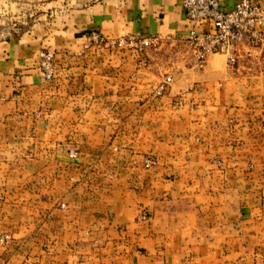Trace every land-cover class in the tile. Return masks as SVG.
<instances>
[{
	"label": "crops",
	"instance_id": "1",
	"mask_svg": "<svg viewBox=\"0 0 264 264\" xmlns=\"http://www.w3.org/2000/svg\"><path fill=\"white\" fill-rule=\"evenodd\" d=\"M218 1L230 11L241 0ZM71 22L56 37L0 43V238L10 237L0 242V264H264V76L209 58L183 84L200 83L202 119L162 120L167 105L114 102L139 94L146 75L130 59L83 51L80 37L97 30L112 39L184 41L182 0H106ZM43 49L62 68L54 82L38 71ZM179 137L186 166L155 170L151 184L138 169H92L111 159L103 151L118 140L160 145ZM111 172L122 183L92 182Z\"/></svg>",
	"mask_w": 264,
	"mask_h": 264
},
{
	"label": "rangeland",
	"instance_id": "2",
	"mask_svg": "<svg viewBox=\"0 0 264 264\" xmlns=\"http://www.w3.org/2000/svg\"><path fill=\"white\" fill-rule=\"evenodd\" d=\"M105 1L106 0H0V43L15 39H34L39 37L43 32L52 34V37H56L58 29H63L64 27L68 29L76 12L87 10ZM90 32L101 34L97 30L85 31L80 37L83 41V51L89 52L92 50L94 52L92 56H116L122 60L130 59L134 63L135 72L139 71L144 73L148 80L142 85L143 87L140 90V95L135 93L128 97L122 96L114 102L121 103L123 101V103H129L132 107L136 104H144L146 106L167 105L170 108V112H163L161 117L162 120H169L171 118L183 120L186 119L187 116L189 117V115H194L202 119L203 113L199 108L204 101L202 92L195 87L200 83L197 82L190 87L183 84L186 82V74L192 72L200 74L209 58H216L224 61L226 69L234 73H242L241 75L244 76H246V74L264 76V44L262 47L249 48L244 46L240 50V59L234 66L228 65L224 57L220 55L208 56L205 63L199 66L194 62L191 49L183 44L181 40L171 41L161 39L153 46L139 49L127 45L118 46V44L114 43L116 40H120L126 36L112 39L101 34L103 37L102 41H89L87 40V34ZM46 50L51 51L49 49H43L42 51ZM53 54L55 58V73L53 79L49 82L56 81L60 72H62V68L59 69V65L57 64L56 54L54 52ZM119 66L121 67V65ZM167 76L171 77V82L166 92L161 96H156L154 90ZM215 83L218 85L220 82L215 81ZM133 84L135 85V82H133ZM153 85L155 86L153 87ZM174 86L177 89L175 90L176 94L171 95V88ZM215 87L217 86L215 85ZM214 99L217 103V94ZM37 114L38 117H40V114ZM110 114L111 113L108 115ZM112 114L113 118L116 117L119 119L121 117V112L119 111L112 112ZM133 114L134 112H131V116ZM137 115L139 114L135 113L133 116L135 120L139 118V116L136 117ZM100 116L105 117V114L103 113ZM145 116L142 114L140 118H151L149 113ZM117 130L118 129H115L114 132H117ZM131 130L132 135L137 131ZM160 131L162 134L167 135L166 128L163 127ZM75 132L89 135L88 129H76V131L72 129L68 133L72 135ZM145 132L149 135L152 134L150 129H146ZM166 140L168 141L160 145L153 142L138 143L134 140L130 143H122L118 140L112 145L111 149L106 148L103 151V153L108 151L107 153L113 155L111 159L98 160L92 165V169L98 168V170H100L106 167L109 168V166L110 169H114L115 171L126 167L138 169L146 174L147 183L151 184V173L155 170L161 168H175L177 165L182 167L186 166L185 161L181 158L183 146H185L183 139L179 137L172 142L169 139ZM170 152L177 154V158L174 159V161H171V159L169 160ZM121 158L123 160H120ZM252 164L254 163L250 161L245 167L250 169ZM213 165L219 169L225 166L224 161L220 159L213 160ZM93 179L95 180H92V182L98 184H106L107 182L122 183L123 177L118 175L115 176V174L111 172V174L106 176H93ZM82 182L89 183L88 177L84 178ZM144 217L146 220L147 216L144 215ZM2 243L5 244V242Z\"/></svg>",
	"mask_w": 264,
	"mask_h": 264
},
{
	"label": "built area",
	"instance_id": "3",
	"mask_svg": "<svg viewBox=\"0 0 264 264\" xmlns=\"http://www.w3.org/2000/svg\"><path fill=\"white\" fill-rule=\"evenodd\" d=\"M185 20L190 26L189 35L183 44L187 45L193 54L194 62L199 66L205 63L208 56L220 55L226 63L234 66L240 59V50L263 46L264 44V7L250 0H241L230 11H223L218 0H182ZM206 26V28H200ZM87 40L102 41L97 32L87 34ZM161 40L158 37L140 38L126 36L116 40L118 46L127 45L145 49ZM38 71L43 82L53 79L55 73V58L51 51H42L38 61ZM171 77L167 76L154 90L156 96L163 95ZM144 221L145 217L142 216ZM10 240L8 235L0 238V242Z\"/></svg>",
	"mask_w": 264,
	"mask_h": 264
}]
</instances>
